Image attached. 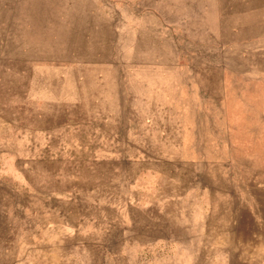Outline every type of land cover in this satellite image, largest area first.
<instances>
[{
	"label": "rangeland",
	"instance_id": "1",
	"mask_svg": "<svg viewBox=\"0 0 264 264\" xmlns=\"http://www.w3.org/2000/svg\"><path fill=\"white\" fill-rule=\"evenodd\" d=\"M0 264H264V0H0Z\"/></svg>",
	"mask_w": 264,
	"mask_h": 264
}]
</instances>
